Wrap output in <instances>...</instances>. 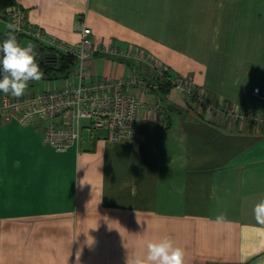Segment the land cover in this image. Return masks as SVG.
Returning a JSON list of instances; mask_svg holds the SVG:
<instances>
[{
	"label": "crops",
	"instance_id": "obj_1",
	"mask_svg": "<svg viewBox=\"0 0 264 264\" xmlns=\"http://www.w3.org/2000/svg\"><path fill=\"white\" fill-rule=\"evenodd\" d=\"M15 5L49 37L76 45L86 24L96 45L139 46L209 97L264 113V0ZM87 65L99 77L148 74L100 52ZM134 92L161 110L142 111L128 138L84 128L58 151L45 120L0 124V264H133L164 236L185 250L184 264H264L253 211L264 199L263 128L208 116L176 87Z\"/></svg>",
	"mask_w": 264,
	"mask_h": 264
},
{
	"label": "built area",
	"instance_id": "obj_2",
	"mask_svg": "<svg viewBox=\"0 0 264 264\" xmlns=\"http://www.w3.org/2000/svg\"><path fill=\"white\" fill-rule=\"evenodd\" d=\"M0 21L19 29L16 36L20 42L22 37L28 36L61 51L72 52L78 59L76 69L60 84L26 92L19 98L4 94L0 97V124L16 120L21 125H29L45 120L44 139L58 151L77 145L84 128L106 130L114 140L134 136L142 111L153 109V105L134 91L157 89L159 81L174 82L208 116L222 115L232 122H248L264 130V113L244 110L234 104L210 98L203 88H196L191 82L168 74V69L158 64L143 49L132 45H96L92 39V28L86 24L82 26L80 42L70 45L56 37L47 36L41 27L30 24L24 10L17 5L1 11ZM6 32L0 33V42L6 38ZM97 52L140 61L147 65L148 74L95 76L87 61ZM84 121H87L88 126L84 125Z\"/></svg>",
	"mask_w": 264,
	"mask_h": 264
},
{
	"label": "clouds",
	"instance_id": "obj_3",
	"mask_svg": "<svg viewBox=\"0 0 264 264\" xmlns=\"http://www.w3.org/2000/svg\"><path fill=\"white\" fill-rule=\"evenodd\" d=\"M18 30L8 25L6 38L0 42V92L15 98L25 94L29 82H38L45 75L36 59V45L18 41ZM253 211L256 222L264 225V199L254 206ZM225 219L224 214H220L216 222L223 223ZM146 248V255L137 257L133 264H184L185 250L175 246L168 236L149 241Z\"/></svg>",
	"mask_w": 264,
	"mask_h": 264
},
{
	"label": "trees",
	"instance_id": "obj_4",
	"mask_svg": "<svg viewBox=\"0 0 264 264\" xmlns=\"http://www.w3.org/2000/svg\"><path fill=\"white\" fill-rule=\"evenodd\" d=\"M16 0H0V12L6 8L15 5ZM36 51L38 53L36 59L40 64L44 77L49 80H61L67 78L77 67L78 59L74 53L61 51L45 42L34 39ZM109 56V55H108ZM130 63V62H129ZM168 74H172L167 70ZM159 87L151 91H159L171 87V83L167 81H159ZM3 93L0 92V97ZM211 98V97H210ZM226 264H250V263H226Z\"/></svg>",
	"mask_w": 264,
	"mask_h": 264
},
{
	"label": "rangeland",
	"instance_id": "obj_5",
	"mask_svg": "<svg viewBox=\"0 0 264 264\" xmlns=\"http://www.w3.org/2000/svg\"><path fill=\"white\" fill-rule=\"evenodd\" d=\"M110 44H113V43H110ZM120 46V45H119ZM123 47H128V46H123ZM132 47H138V48H140L141 50H142V48L141 47H139V46H135V45H132ZM145 51V50H144ZM146 52V51H145ZM147 53V55H150V56H152V58H154V59H156V57L155 56H153V55H151V54H149L148 52H146ZM109 57H113V58H117L118 60H120V61H122V62H130L129 63V65H131L132 66V68L133 67H135L136 66V64H140V65H142L143 67H145V70H147L148 71V67H147V65H145V64H143V63H141L140 61H137V60H135V59H127V58H119V57H115V56H109ZM157 63L158 64H160L158 61H157ZM137 67V66H136ZM134 73H136V74H144V73H139L138 72V69H136V70H132L131 72H129L128 74H125V75H133ZM170 74V73H169ZM146 75V74H145ZM170 75H172L173 77H180V79L182 80V81H188V82H191L196 88H200L199 86H197L196 85V83H195V81H194V79H193V77L192 76H190V75H178V74H170ZM172 77V78H173ZM62 80V82H64L65 81V78H64V80L63 79H61ZM51 84H57V82H52V81H48L45 77H43V79H41L40 81H38V82H35V81H32V82H29V86H28V88H27V90H26V92H29V91H33V90H35V89H40V88H49V86H51ZM60 84V83H59ZM55 86V85H54ZM171 87H176L175 86V84H174V82L171 84ZM177 88V87H176ZM178 90H180L179 88H178ZM143 91H150V90H143ZM25 92V93H26ZM151 92V91H150ZM204 92H206L205 90H204ZM184 94V93H183ZM144 100V99H143ZM156 105H159V106H156ZM152 106V105H151ZM157 108V109H156ZM160 110H161V105L159 104V103H154L153 104V109H152V111L154 112V113H157L158 114V112H160ZM84 122H86V121H84ZM125 138H128V137H125Z\"/></svg>",
	"mask_w": 264,
	"mask_h": 264
}]
</instances>
